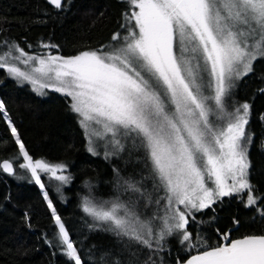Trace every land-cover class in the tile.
Wrapping results in <instances>:
<instances>
[{
    "label": "snow or ice",
    "instance_id": "snow-or-ice-1",
    "mask_svg": "<svg viewBox=\"0 0 264 264\" xmlns=\"http://www.w3.org/2000/svg\"><path fill=\"white\" fill-rule=\"evenodd\" d=\"M127 2L138 11L125 14L126 23L121 27L127 29V35L121 38L114 33L110 50L41 57L12 45L20 53L16 60L35 66L24 71L8 63L10 48L0 55V69L36 91L52 88L70 97V108L85 129L88 151L97 154L101 143L106 159L124 151L130 155L142 151L153 192H165L154 197L114 169L117 186H123L131 197L128 202L117 197L110 204L84 197L82 209L93 219L90 229L102 228L157 253L163 248L162 241L174 235L181 244L189 242L188 248H205L186 260L178 259L177 264H264V235H245L208 248L203 242L191 243L192 234L187 231L189 218L210 208L218 198L247 189L246 206L257 202L247 179L246 152L251 137L245 125L250 105L234 106L232 112L227 109L234 80L251 72L253 61L264 58V0ZM48 3L56 9L63 7V0ZM4 108L0 101V110ZM9 128L24 161L19 167L30 171L36 184L44 187L38 170L61 184L68 183L70 177L57 175L64 164L34 161L11 122ZM0 168L13 172L8 160ZM44 199L58 228L55 238L59 246H66V255L74 264H82L47 192ZM138 200H146L145 208L152 203L157 208L145 217L136 211ZM222 235L228 238L227 233ZM101 260L108 264L104 257ZM114 264L122 261L117 259Z\"/></svg>",
    "mask_w": 264,
    "mask_h": 264
},
{
    "label": "trees",
    "instance_id": "trees-1",
    "mask_svg": "<svg viewBox=\"0 0 264 264\" xmlns=\"http://www.w3.org/2000/svg\"><path fill=\"white\" fill-rule=\"evenodd\" d=\"M127 0H63L56 9L47 0H0V46L17 43L23 50L36 54L70 57L81 51L97 50L112 41V35L124 29L125 14H131ZM47 45L48 47H45ZM56 45V47H51ZM264 58L252 63V71L241 77L231 89L228 108L232 103L250 105L245 125L251 137L247 145L248 181L257 197L255 205L246 206L248 190L221 197L207 209L189 218L187 231L191 243H205L208 248L226 244L245 235H264ZM0 164L7 158L19 168V146L11 134L6 117L33 160L64 164L66 184L41 172V183L53 202L74 242L82 264H177L205 250L202 246L188 248L179 236L167 237L158 253L150 251L102 228H89L93 219L82 209L84 197L96 203L128 202L131 193L117 186V174L132 178L142 191L153 196V180L142 160L143 153L128 151L105 158L104 154L88 151L86 135L79 117L70 108V97L50 90L38 95L28 85L18 84L0 69ZM6 112L5 116L3 113ZM14 160V161H13ZM13 161V162H12ZM13 171V172H14ZM18 178L0 168V264H74L66 255V246H59L54 223L44 192L31 173ZM59 187V191L57 188ZM135 200V197H132ZM136 211L145 217L157 208L155 203L144 207L138 200ZM161 214V213H160ZM234 221H239L238 224ZM224 233L228 238L224 239ZM199 237V240H197ZM151 256V260L148 257Z\"/></svg>",
    "mask_w": 264,
    "mask_h": 264
},
{
    "label": "rangeland",
    "instance_id": "rangeland-1",
    "mask_svg": "<svg viewBox=\"0 0 264 264\" xmlns=\"http://www.w3.org/2000/svg\"><path fill=\"white\" fill-rule=\"evenodd\" d=\"M134 10H136V11H138V9H134ZM132 25H134V23H135V21L133 20L132 22ZM137 31H138V29H137ZM119 34H120V36H121V38H123V36H125V35H127V29L124 27V29L122 30V31H120L119 32ZM113 44H115V42L114 41H111L110 43H108V44H106L105 46H102V47H100L99 49H97V51H104V50H110L111 49V46L113 45ZM12 45H16V46H18L20 49H22L17 43H14V42H9V43H6V45L5 46H0V55H3L5 52H9V50H10V48H11V55L10 56H8V57H6V61L8 62V63H11V64H15L17 67H20L21 68V70H24V71H30V69H31V67L32 66H35V63L34 62H30V64L29 65H24L23 63H21L19 60H16L15 59V57H17V56H19L20 55V53L19 52H17L16 50H15V48H12L11 46ZM23 50V49H22ZM26 54H28V55H31V56H41V57H47V56H49V55H52V54H36V53H31V52H27V51H25V50H23ZM78 55V54H77ZM53 56H56V55H53ZM75 56V55H74ZM195 63V61H193V64ZM253 63V62H252ZM6 70V69H5ZM6 72H7V70H6ZM7 74H8V72H7ZM8 76H10L9 74H8ZM10 77H12V76H10ZM243 77V76H242ZM18 84H26V85H28L29 86V88L33 91V92H35L36 94H38V95H47L48 94V92L50 91V90H53L52 88H45V89H42V90H40V91H36V90H34V88H33V86L31 85V84H29V83H27V82H25V81H19L17 78H14V77H12ZM240 79V78H239ZM239 79H236V80H234V84L239 80ZM70 101H71V98H70ZM232 105H233V108H228L227 110L229 111V112H232V111H234V106L235 107H238L240 104L239 103H232ZM241 112H242V110H241ZM79 120H80V117H79ZM6 121L8 122V124H9V122H11V120L8 118V117H6ZM12 124V123H11ZM83 130H84V132H85V129L83 128ZM85 135H86V133H85ZM86 140H87V146H88V148H89V141H88V138L86 137ZM98 143H101V142H98ZM248 145V144H247ZM94 147H95V145H93ZM127 146L129 147V148H131V142H127ZM96 153H101V154H104L105 155V149H104V147L102 146V143H101V146H99V147H96ZM14 161V160H13ZM12 161V162H13ZM35 161V160H34ZM24 161H23V159L20 161V162H18L17 164H21V163H23ZM51 164V163H50ZM20 168V167H19ZM27 170V169H26ZM26 170H24L23 172H12V175H15V176H17L18 178H21V177H23V176H25L26 175V173H27V171ZM28 172H30V171H28ZM31 173V172H30ZM41 172H39V170H38V174H40ZM48 174V173H47ZM57 175H65V172H64V170H62V171H58V173H57ZM247 178H248V169H247ZM210 183V182H209ZM229 183H231V181L229 180ZM41 190L45 193V189L44 188H41ZM234 194V193H233ZM48 202V201H47ZM110 204V203H109ZM176 207H179L180 209H183V205H177ZM51 210V209H50ZM139 213V212H138ZM163 213L161 212V215H162Z\"/></svg>",
    "mask_w": 264,
    "mask_h": 264
},
{
    "label": "water",
    "instance_id": "water-1",
    "mask_svg": "<svg viewBox=\"0 0 264 264\" xmlns=\"http://www.w3.org/2000/svg\"><path fill=\"white\" fill-rule=\"evenodd\" d=\"M47 1H48V0H47ZM5 160H8V161L11 163V161H10L9 159L4 158V159L1 160V164H2ZM13 171H14V166H13ZM6 173H7V172H6ZM240 238H242V237H240ZM235 239H239V238H235ZM232 240H234V239H232ZM228 243H230V241H229ZM197 254H198V253H195V254H193V255H197ZM193 255H191V256H193ZM189 257H190V256H189ZM189 257H188V258H189ZM188 258H187V259H188Z\"/></svg>",
    "mask_w": 264,
    "mask_h": 264
}]
</instances>
